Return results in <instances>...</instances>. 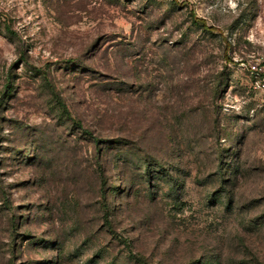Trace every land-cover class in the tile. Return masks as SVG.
<instances>
[{"label": "rangeland", "instance_id": "1", "mask_svg": "<svg viewBox=\"0 0 264 264\" xmlns=\"http://www.w3.org/2000/svg\"><path fill=\"white\" fill-rule=\"evenodd\" d=\"M0 264H264V0H0Z\"/></svg>", "mask_w": 264, "mask_h": 264}, {"label": "trees", "instance_id": "2", "mask_svg": "<svg viewBox=\"0 0 264 264\" xmlns=\"http://www.w3.org/2000/svg\"><path fill=\"white\" fill-rule=\"evenodd\" d=\"M195 21L196 22H204L202 19H197V18H196ZM203 25L206 26L205 23H203ZM228 60L231 61V59H228ZM87 134L90 135L93 138V140H94V142H95L96 145H99L100 144L101 140L99 138L93 136L92 133H90V132H87ZM107 224H109V223H107ZM108 226H110V225H108Z\"/></svg>", "mask_w": 264, "mask_h": 264}]
</instances>
